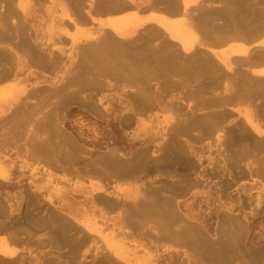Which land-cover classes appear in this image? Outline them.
<instances>
[{"label": "crops", "instance_id": "crops-1", "mask_svg": "<svg viewBox=\"0 0 264 264\" xmlns=\"http://www.w3.org/2000/svg\"><path fill=\"white\" fill-rule=\"evenodd\" d=\"M244 2L0 0V117L14 114L17 103H48L37 107L39 120L31 131L11 125L0 133L1 204V190L15 187L18 194L9 199L15 202L30 189L55 202L49 211L92 230L91 199L100 196L101 211L115 224L139 230L144 215L163 229L158 235L163 241L186 243L202 261L229 264L230 257L216 259L221 244L232 256L229 237L209 242L175 206L189 207L193 198L210 200L217 229L230 227L226 219L236 221V213L248 222L264 215V25L233 32L220 23L241 12L236 6ZM204 10L219 17L210 20ZM72 110L115 118L112 133L132 138L129 146L116 141L111 148H132L131 159L97 156L98 172L92 162L78 172L61 168L55 148L64 142L58 137L69 140L57 118ZM160 138L161 152L152 154L151 144ZM139 149L147 150V161L136 157ZM190 149L196 163L187 159ZM55 169L73 177L57 178L55 185ZM76 194L89 196V209L75 202ZM130 199H139L138 210L130 208L139 218L127 212ZM8 230L0 226V264L27 251L23 235L14 243ZM63 240L64 227L58 225L55 243ZM64 258L67 264L68 254ZM242 259L264 264V249Z\"/></svg>", "mask_w": 264, "mask_h": 264}, {"label": "rangeland", "instance_id": "rangeland-1", "mask_svg": "<svg viewBox=\"0 0 264 264\" xmlns=\"http://www.w3.org/2000/svg\"><path fill=\"white\" fill-rule=\"evenodd\" d=\"M261 1L263 0H245L244 4H238L236 8L238 7L242 11L234 15V17L230 14V19L227 18L223 24L232 28V31L234 29L233 32H246V30H255L259 26L263 27L264 2ZM171 7L175 6L172 5ZM230 7L233 10L235 6ZM204 11L211 16L208 17L210 20L219 17V15L216 18L212 17L213 12L211 10ZM222 21L224 20L220 21L221 25ZM35 103V101L17 103L12 106L15 111L14 114L6 117L1 116V136H4L5 131L10 130L11 125L23 126V129L22 127L21 129L25 132L28 129L31 131L35 122L39 120V116L35 114L39 115L40 109L48 105V103L42 107L37 105L40 108L37 110ZM31 110L35 111L33 113L35 116L25 115V112ZM58 119L62 123L61 132L69 140L65 141V138H61L62 136L58 137V140L61 139L64 142L55 148V162L63 163L60 164L61 168H66L67 170L75 169L78 172L82 171L85 165L89 167L90 162H92L93 168L98 172L101 165H99L100 160L95 159L97 156L105 157L115 154L121 158L128 156L130 159L133 156L130 153L132 149L130 147L125 148V150L111 148L112 145L116 144V141L121 142L119 145L129 146L132 138L125 133L123 134L124 139L121 138V134L112 133L111 127L115 122L113 117L85 116L76 110H72L65 117ZM29 126L31 127L29 128ZM144 136H147V134H144ZM160 140L162 139L160 138L151 144L155 146L152 154H156V149L158 153L161 152V145L156 148V146L161 144ZM136 144L138 145L137 147L142 145L138 141ZM25 145L26 150L31 151L33 144L29 140L25 142ZM189 151L188 155L186 153L187 159L196 163L195 150L190 149ZM137 156H142V159L145 157L147 161V150L139 149L136 152ZM199 167L201 168V166ZM194 168L195 165L190 170V172L192 171L191 173L194 172ZM65 173L66 171L55 169V185L59 181L57 178L64 176V178L71 179L73 177L72 173L69 176L65 175ZM28 186L29 188L32 186V181L29 182ZM1 192L3 193L4 203L2 205L0 202V226L9 229L8 231L12 234L11 241L14 243L21 241L19 235L22 234L23 240H25L24 248L22 247V249L25 251V246H27V251L18 255L21 258L6 260L7 262L2 264H66L64 254H68V259H70L67 264H212L208 261H202L184 242V245H182L178 241L177 244L163 241L158 236L163 232V229L158 228L155 222L142 219L144 215H140V220L144 221L142 227L144 229L134 230L130 227L123 228L115 224L111 221L109 213L101 211L103 206L100 205V196H92L91 199L90 208L92 210L93 228L92 230H84L77 224H73L70 221L71 219L65 214L55 213V209L54 212L49 211L51 210L49 205L53 208L52 204H55V202L50 197H45L44 194H39L29 189L27 193H24L14 202V200L9 201V199H14L17 196L18 191L15 187L5 192L1 190ZM73 199L81 206L84 203L83 208L87 207L89 209L87 206L90 200L89 196L85 197L82 194H76ZM131 200H127L129 201L127 203V212L132 214L133 217L139 218V215L130 209L138 210L139 206L136 207L135 203L139 199L133 203ZM177 203H179L178 200ZM189 203V207L175 206L179 210V216L185 222L197 226L209 242L219 243L225 237H229V248L233 251L232 256L224 252L222 244L219 246L220 255L223 254L224 258L230 257L231 262L229 260V264H244V259H242L244 254L264 249V215L254 222H248L244 214L242 218H239L240 214L236 213L235 215L238 217L236 221L226 219L225 225H230V227L217 229L213 225L211 218L210 200L207 202L206 200L202 201L193 198ZM17 205H20L19 211L14 212ZM55 216H58L59 219ZM80 223L83 224L82 222ZM178 223L179 221L174 223L173 226H178ZM58 225L64 227L66 240L55 243V227ZM145 225H149V228ZM239 227H243L241 234L238 231ZM185 235L189 239L194 236V233L191 230V232H186ZM155 236H157L156 239L154 238ZM65 244H70V246L66 247ZM201 253L205 254L204 250ZM201 253L199 252L200 256H203ZM222 256L221 258L216 257V259L222 260ZM216 263L218 264V261Z\"/></svg>", "mask_w": 264, "mask_h": 264}, {"label": "bare ground", "instance_id": "bare-ground-1", "mask_svg": "<svg viewBox=\"0 0 264 264\" xmlns=\"http://www.w3.org/2000/svg\"><path fill=\"white\" fill-rule=\"evenodd\" d=\"M189 1V0H188ZM176 3V2H175ZM223 24V23H222ZM17 26V25H16ZM227 27V26H226ZM230 32V31H229ZM216 37V36H215ZM215 39V38H214ZM207 40V39H206ZM215 41V40H214ZM116 54V53H115ZM118 55V54H117ZM152 66V65H151ZM242 67V66H241ZM211 68V67H210ZM213 68V67H212ZM140 70V69H139ZM138 70V71H139ZM147 74V73H146ZM203 74V73H202ZM151 79H152V77H151ZM146 81V80H145ZM234 81V80H233ZM243 84V83H242ZM168 87V86H167ZM237 90V89H236ZM40 105V104H39ZM178 109V108H177ZM55 112V111H54ZM56 115V114H55ZM209 116V115H208ZM54 117V116H53ZM55 119V118H54ZM38 121V120H37ZM41 122V121H40ZM55 127V126H54ZM37 134V133H36ZM13 141V140H12ZM37 143V142H36ZM68 154V153H67ZM54 158V157H53ZM166 165H168V164H166ZM172 172V171H171ZM154 195V194H153ZM126 206V205H125ZM153 206V205H152ZM171 212V211H170ZM166 213V212H165ZM179 217V216H178ZM150 218V217H149ZM168 218V217H167ZM151 219V218H150ZM177 220V219H176ZM141 224H143V223H141ZM188 230H189V228H187ZM182 231V230H181ZM180 231V232H181ZM182 236V235H181ZM206 242V241H205ZM188 246V245H187ZM213 249V248H212ZM211 250V249H210ZM216 251V250H215ZM211 252H213V251H211ZM219 252H220V250H219ZM221 253V252H220ZM220 253H218V254H220ZM216 255V254H215ZM223 255V254H222ZM221 255V256H222ZM225 259V258H224ZM227 259V258H226ZM230 259V258H229ZM223 261H225V260H222L221 262H223ZM243 261V260H242ZM219 262H220V260H219ZM230 262H231V260H230ZM245 264V263H244ZM250 264V263H249Z\"/></svg>", "mask_w": 264, "mask_h": 264}]
</instances>
